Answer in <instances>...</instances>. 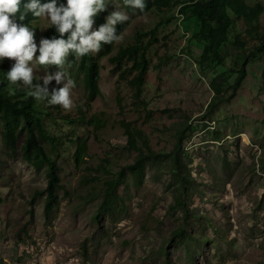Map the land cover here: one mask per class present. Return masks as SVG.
Listing matches in <instances>:
<instances>
[{
	"label": "rangeland",
	"instance_id": "obj_1",
	"mask_svg": "<svg viewBox=\"0 0 264 264\" xmlns=\"http://www.w3.org/2000/svg\"><path fill=\"white\" fill-rule=\"evenodd\" d=\"M193 1L174 0L160 11L157 0H146L152 5L143 14L108 0V15L123 11L129 25L110 52L92 54L100 94L91 95L68 57L76 83L72 109L37 102L48 131L62 141L54 156L62 188L51 212L48 169L39 171L21 150L12 151L0 121V264H264V54L248 64L229 100L264 28V0H247L263 8L253 24L229 12L234 23L220 58L198 37L192 9L183 10ZM50 27L46 18L31 23L37 45ZM148 43L149 70L138 98L128 83L133 59L118 65L110 59ZM12 63L0 62V73L5 93L16 98L23 86L4 76ZM32 67L40 83L59 70L35 61ZM61 86L53 81L49 91ZM123 121L148 138L140 171L128 169L139 152L128 147ZM79 138L87 151L77 165ZM117 178L110 210L101 212L106 182Z\"/></svg>",
	"mask_w": 264,
	"mask_h": 264
},
{
	"label": "trees",
	"instance_id": "obj_2",
	"mask_svg": "<svg viewBox=\"0 0 264 264\" xmlns=\"http://www.w3.org/2000/svg\"><path fill=\"white\" fill-rule=\"evenodd\" d=\"M27 3L28 0H22ZM41 0V3H46ZM60 3H66V0H59ZM174 0H157L156 6L160 11L170 9ZM150 3V2H149ZM151 3L147 4L146 9L141 13H146L151 8ZM191 8L193 15L201 24L199 38H203L208 42L207 50L213 51L217 58H220L219 50L221 46L228 40L230 28L233 26L234 20L230 16V11L238 18L253 24L255 20L263 12V8L256 5H250L247 0H194L191 4L185 5V8ZM130 13L134 9L129 8ZM23 12V6L21 7ZM19 15V14H18ZM108 12L99 13L95 19L96 30L106 22ZM36 18L31 13L27 14L24 21L18 23L27 24L29 27ZM129 21L124 24H118L117 34L121 35L128 27ZM53 36L59 38V34L51 26L46 32L44 38L51 39ZM65 39L67 36L64 37ZM244 46L247 43L242 42ZM146 45H133L119 50L118 54L110 59L113 64H119L124 59H133L131 72H135L134 77L129 80L130 86L135 90L136 97L140 98L145 84V77L149 70V60L146 57V51L149 47ZM112 44L102 45L103 52H110ZM264 54V28L257 37V42L252 45L250 51L245 55L242 69L239 72L235 83L232 86V94L229 100L236 96L238 90L243 85L247 76V66L251 61ZM70 62L75 65L79 72H82L86 87L92 96L100 94L98 87L99 65L92 54L86 55L79 59H75L73 55L69 56ZM39 83L34 80V83ZM5 81L0 73V121L3 125L1 132L2 139L6 145L14 152L21 150L25 161L32 164L37 170L48 169V188L46 210L51 212L55 204L59 200V192L62 188L60 169L54 158L58 153V148L62 145L61 139L54 136L48 131L43 113L36 107L37 101L27 96V89L22 87L15 91L16 98L10 97L5 93ZM48 109H54L58 106H49ZM127 137L128 147L139 152V157L135 164L130 165L128 169L132 172L140 171L145 163L143 158L144 149H150L147 136L142 130L133 127L131 123L123 121L121 123ZM23 144L21 145V143ZM77 150L75 152L76 164L80 165L87 151V142L84 139H77ZM21 145V146H20ZM181 146V141H180ZM1 167V162H0ZM178 169V167L176 166ZM120 178L108 180L106 182L103 202L101 204V212H109L110 200L115 195L119 185ZM184 183L185 181L182 180ZM4 203V199L0 194V206ZM178 205H181L178 203ZM182 235H184L182 233Z\"/></svg>",
	"mask_w": 264,
	"mask_h": 264
},
{
	"label": "clouds",
	"instance_id": "obj_3",
	"mask_svg": "<svg viewBox=\"0 0 264 264\" xmlns=\"http://www.w3.org/2000/svg\"><path fill=\"white\" fill-rule=\"evenodd\" d=\"M108 4V0H66V3L59 0H48L46 3H41V0H28L27 3L0 0V62L5 59L13 62L4 75L8 84L22 85L28 90L27 96L37 102L47 101L49 106L70 111L76 83L67 71L71 67L68 57L73 55L78 61L86 55L98 53L102 45L118 42L121 36L117 34L116 26L129 20L127 13L115 8L106 17V22L93 30L94 18L107 11ZM123 6L143 12L147 4L146 0H123ZM28 13L36 19L46 18L59 38L42 37L37 45L35 30L17 22V17L22 22ZM33 61L45 69L55 66L59 70L55 74L46 72L40 77L42 83H34ZM53 81L62 86L50 92L49 85Z\"/></svg>",
	"mask_w": 264,
	"mask_h": 264
}]
</instances>
